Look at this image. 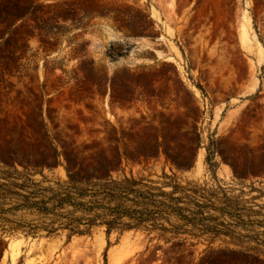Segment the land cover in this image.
<instances>
[{
  "label": "rangeland",
  "instance_id": "1",
  "mask_svg": "<svg viewBox=\"0 0 264 264\" xmlns=\"http://www.w3.org/2000/svg\"><path fill=\"white\" fill-rule=\"evenodd\" d=\"M90 7L141 11L154 38ZM82 61L151 85L113 102ZM132 176L186 219L61 229L82 213L51 197ZM0 210V264H264V0H0Z\"/></svg>",
  "mask_w": 264,
  "mask_h": 264
},
{
  "label": "trees",
  "instance_id": "2",
  "mask_svg": "<svg viewBox=\"0 0 264 264\" xmlns=\"http://www.w3.org/2000/svg\"><path fill=\"white\" fill-rule=\"evenodd\" d=\"M86 12L85 17L90 19L96 16L110 18L114 12L116 15L112 19L118 29L124 30L132 37L154 38L153 24L150 18L141 11L134 12L131 8H127L122 12L90 7ZM80 70L84 74V81L92 84L103 95L108 92L113 102H131L133 100L131 85L134 82L146 87L151 85L149 75L145 72L135 74L125 70L110 80L103 72L98 71L93 63L87 61L81 62ZM174 72L176 73L175 70ZM144 98L150 102L152 96ZM68 174L73 186L81 183L72 179L70 172ZM7 178L11 179V177ZM163 178L172 179L165 174ZM90 184V182L87 183L89 185L87 189L69 188L49 199L57 202V208L63 209L67 204H73L76 213H82L79 218H72L71 214L64 216L66 222L61 225V229L68 231L70 238L74 235H89L95 227L102 226L106 227L107 234L116 230L120 232L143 230L150 234L159 232L162 237L171 233L164 226V223H169L171 216L186 219L185 209L173 205L174 192L165 193L161 189L151 187L149 184L155 183L144 177L136 179L132 176L119 182L109 177L101 183ZM164 186L171 185L165 183ZM174 190L176 191L177 187H174ZM157 191L158 193H155ZM47 204L48 202L41 201L32 203L30 206L40 207ZM125 220L128 221L125 222ZM32 231H35V228ZM47 232L48 234L55 233V231Z\"/></svg>",
  "mask_w": 264,
  "mask_h": 264
}]
</instances>
